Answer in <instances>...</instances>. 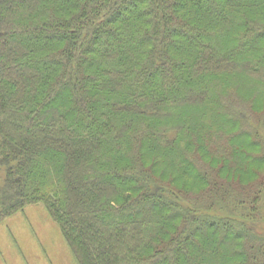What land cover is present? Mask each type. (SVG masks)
<instances>
[{
	"label": "trees",
	"instance_id": "trees-1",
	"mask_svg": "<svg viewBox=\"0 0 264 264\" xmlns=\"http://www.w3.org/2000/svg\"><path fill=\"white\" fill-rule=\"evenodd\" d=\"M38 203L77 264H264V0H0V222Z\"/></svg>",
	"mask_w": 264,
	"mask_h": 264
},
{
	"label": "rangeland",
	"instance_id": "rangeland-1",
	"mask_svg": "<svg viewBox=\"0 0 264 264\" xmlns=\"http://www.w3.org/2000/svg\"><path fill=\"white\" fill-rule=\"evenodd\" d=\"M233 83L231 80L229 87ZM245 89L247 95L252 93V88L245 85ZM197 110L202 111L201 109L190 111L194 114ZM262 221L264 225V219ZM0 264H77V262L60 227L44 204L38 203L27 205L23 210L0 222Z\"/></svg>",
	"mask_w": 264,
	"mask_h": 264
}]
</instances>
